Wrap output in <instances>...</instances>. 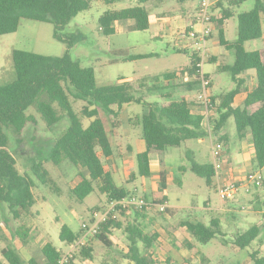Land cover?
<instances>
[{"label": "rangeland", "instance_id": "rangeland-1", "mask_svg": "<svg viewBox=\"0 0 264 264\" xmlns=\"http://www.w3.org/2000/svg\"><path fill=\"white\" fill-rule=\"evenodd\" d=\"M200 1L149 2L146 4L151 15L149 29L145 31L131 30L134 22L129 21L117 24L116 32L105 36L99 27L100 16L107 10H121L134 6L138 0H124L113 5H107L97 0L93 3L91 10L80 13L63 31V37L72 42L71 48L66 43L54 38L52 24L23 19L17 32L0 36V83L5 84L15 77L11 56L14 49L56 57L63 56L69 50L70 56L79 60L82 66L94 67L99 86L114 84L122 77L135 83L141 78L151 79L153 76L190 67L193 53L198 54L200 61L201 58L191 40L183 39L182 34L187 32L188 28H194L193 18L194 16L197 18L196 7ZM214 1L215 6L220 2L225 9L230 8L233 13L224 26L225 38L231 44L238 38L239 15L251 11L255 2L248 0L240 6L229 7L227 0ZM213 14L220 18L222 10L213 11ZM170 23H173V28L169 33L178 42L163 35L166 30L165 26L168 29L167 25ZM262 24L264 28V15ZM216 26L217 24H213L212 35L207 38L208 56L203 70L211 81V95L220 97L236 88V82L231 74L220 68V65L232 66L234 64L235 51L220 45L219 30ZM197 29L200 27L198 26ZM178 49L186 51L178 53ZM245 49L247 51L264 50V37L248 41L245 44ZM134 55H149V57L127 60L128 57ZM245 79L246 84H243V91L252 88L256 81L254 75H246ZM189 81L190 79L188 81L186 79L171 81L169 83L171 89L166 92H170L178 99L181 98L178 93L185 92L186 96L183 97L198 102L197 97L201 93V87L197 85L190 92L185 86V83ZM173 82L176 85H171ZM165 83L161 82L162 85ZM150 84H155V82L152 81ZM155 85L159 86L160 83ZM164 91L149 92L146 94L147 101L149 103L165 101L166 99L160 95V93L166 95L167 93ZM241 98H238L237 103ZM71 101L74 110L81 115L83 123L87 127L92 121L82 115L87 104L73 97ZM113 109L116 111L117 107ZM32 112L35 113L34 110ZM118 112L119 116L116 120L120 124L119 128L116 130L114 127V129L110 127V134L112 148L116 142H123L122 145H119L120 152L117 149L116 153H113V157H106L98 148V154L107 170L110 171L114 167L116 184L127 189L130 192L129 196L143 197L150 201L152 192L158 187L159 177L157 174L149 178L137 175L134 181H129L131 173L138 171L137 155L142 150L139 142L143 140L141 119L147 112V108L144 105L132 103L122 106ZM35 115L37 124L29 125L26 128L21 143H18L11 134H9V139L10 151L16 158L20 172L31 175L35 182L36 203L29 211H22L20 217L15 219L8 207L0 202V264H9L2 255V250L7 246L19 251L24 264H31V261L33 264H47L42 253V248L47 242H51L62 250L64 258L70 252L68 261L70 258H74V264H131L125 258L130 243L125 233V227L134 222L131 211L122 219L124 224L122 229H113L112 235H110L113 241L111 248L105 247L94 236H89L86 239L81 236L80 242L71 245L72 248L60 240L59 235L63 225L66 224L73 231L79 232L82 230L83 223L89 224L95 218L98 219L105 215L111 207V202L117 200L109 201L107 196L99 191L98 183H95L96 191L93 194L83 201L78 200L73 194V189L80 180V173H86V171L75 167L68 161L61 165L45 163V167L55 180V187L43 185L32 175L30 167L37 150H43L44 155L48 156L55 140L68 126V121L65 120L52 130H48L44 120L38 114L35 113ZM205 117L204 127L208 132L206 138L188 141L182 147L168 148L164 153L153 155V160L158 158L159 167L160 162L163 161L165 167L169 168L171 178L167 189L169 210L168 213L161 214L154 206L155 209L149 213L146 212L147 218L138 219V222L145 226L146 233L151 234L157 230L162 234L153 253L158 264H168V259L171 264H253L251 258L253 253L258 252L259 257H264L262 194L256 190L250 194L241 191L235 201L222 204L216 186L217 180L220 179L219 177L224 171L234 170V175L228 179V182L244 180L248 173L258 171L252 164V137L248 133L247 137L240 141L237 137L234 119L230 118L227 121V126L225 124L224 127L226 129L222 130L228 136V141L221 143L223 145L221 161L223 167L218 170V179L213 178L214 180L209 184L205 178L199 177L191 171V160L186 156L188 151H191L192 158L197 163H213L212 145L217 144L216 137L221 133V131L216 133L213 130L214 122L219 118L217 108L213 106L208 116L205 114ZM244 152L249 159L245 161L247 163L238 164ZM230 162L231 164L237 163L231 165ZM262 173L264 174V168ZM257 197L259 200L255 199ZM243 207L247 208V212L242 210ZM114 212L120 213L117 209ZM95 214H98L97 217ZM213 219L220 220L225 238L218 236L207 244L198 242L183 226L184 223L193 221H201L209 225ZM253 225H259L263 230L262 234L246 249H239L234 244L236 236L246 232ZM21 226L30 233V243L25 246L20 243L18 237ZM188 244L198 247L201 254L190 250ZM85 246H91L94 249L92 258L83 260L75 258V254Z\"/></svg>", "mask_w": 264, "mask_h": 264}, {"label": "trees", "instance_id": "trees-1", "mask_svg": "<svg viewBox=\"0 0 264 264\" xmlns=\"http://www.w3.org/2000/svg\"><path fill=\"white\" fill-rule=\"evenodd\" d=\"M95 1L97 0H0V36L17 32L21 21L28 19L52 24L54 38L71 48L72 42L63 37V31L80 13L91 10ZM98 1L113 5L124 0ZM161 1L164 0H138V3L131 7L107 10L98 20L100 30L105 36H110L116 32L117 24L133 21L131 30L145 31L151 24V15L146 4ZM176 1L184 3L193 0ZM246 1L248 0H227L229 7L240 6ZM254 2L251 11L239 15L238 38L231 44L225 38L224 23L233 16V13L230 8L225 9L220 2L213 8V11L222 10L221 18H213L219 30L220 45L235 51L234 64L222 66L221 69L229 72L236 82L234 90L220 97L212 96L213 106L217 108L219 114L213 130L216 133L220 132L227 121L233 118L240 141H243L248 133L251 134L252 164L254 169L261 172L264 168V50L245 49L248 41L261 39L264 35L262 24L264 0ZM190 30L192 28H188V31ZM185 51L178 50V53ZM11 56L15 77L5 84L0 83V202L8 207L15 219L20 217L22 211H29L35 205V182L31 175L20 172L16 158L10 151L9 134L21 143L26 128L37 124L35 113L44 120L48 130H52L65 120L68 121V126L57 137L48 156L44 155L43 150H37L30 167L32 175L43 185L55 187V180L45 167L46 162L61 165L68 161L75 167L85 170L86 173H80V180L73 189V194L80 201L96 191L95 183H98L99 191L106 195L109 201L122 200L129 196L130 192L127 189L116 184L113 175L106 169L98 154L99 148L104 156L113 155L110 127L115 129L119 127L116 118L122 106L137 103L147 108L141 119L145 149L137 155L138 171L131 173L129 181H134L137 175L144 178L153 175L150 161L153 152L162 153L168 148L182 147L188 141L203 139L208 135L204 127L205 116L193 113L198 108L204 111L203 104L185 97L174 99L161 93L165 101L149 103L146 96L149 92H161L170 88L171 81L183 80L187 75L190 79L185 83L188 91L191 92L197 85L199 86L196 65L200 59L196 52L191 55L190 67L185 69L153 76L151 79L141 78L135 83L122 77L114 84L103 86L97 83L94 67L82 66L79 60L70 56L69 50L63 56L56 57L14 49ZM147 57L149 55H134L127 60ZM250 70L256 72V86L245 90V98L240 104H236L245 83L241 75ZM152 81L160 85L150 84ZM162 81L166 83L162 85ZM72 97L87 104L82 111L84 117L92 119L87 127L81 115L74 110ZM115 107L116 111L113 109ZM216 141L227 142L228 137L224 133H219ZM186 156L191 160V171L205 178L210 184L216 176L214 165L197 163L193 160L191 151H188ZM160 163L158 187L152 192L150 199L155 206L168 203L166 192L170 183L169 170L163 161ZM261 174L262 186L254 185L252 191L261 192L264 205V174L262 172ZM255 199L259 200V197ZM131 208L118 206L116 209L120 213H110L101 223L94 238L105 247L111 248L113 241L110 235L113 229H122L124 225L122 219L131 211L134 222L125 227L130 242L125 258L131 264H158L153 253L162 234L157 230L148 234L145 232V226L138 222V219H146L147 213L156 207ZM168 210L165 213H168ZM183 226L201 244H207L218 236L225 238L219 219H213L209 225L193 221L184 223ZM20 230L18 237L20 243L25 246L30 243V233L22 226ZM262 231L261 227L253 225L246 232L238 234L234 244L239 249H246ZM82 234V230L75 232L65 224L59 237L70 247L80 240ZM188 247L200 254V250L195 246L188 244ZM93 252L91 246H85L74 257L81 260L92 258ZM42 253L47 264H61L65 256L62 250L51 242L45 244ZM2 255L9 264H24L19 251L11 246L5 247ZM251 258L253 264H264V257H259L258 252L253 253ZM73 260L74 258H70L67 264H74ZM30 263L33 264L32 261ZM168 264H171L169 259Z\"/></svg>", "mask_w": 264, "mask_h": 264}, {"label": "built area", "instance_id": "built-area-1", "mask_svg": "<svg viewBox=\"0 0 264 264\" xmlns=\"http://www.w3.org/2000/svg\"><path fill=\"white\" fill-rule=\"evenodd\" d=\"M215 5L214 0H201L198 7V15L196 18V25L200 27V29L192 28V30L184 32L182 34L183 39L188 38V40H191L193 43V46L197 48V52L200 54L201 61L197 63V76L196 79L200 82L201 87V93L197 97V101L200 102V104H203L205 107L203 110H195L193 113L195 114H202L205 116V114L208 116L209 111L213 107V100L212 95L210 93L211 91V81L207 75V73L204 72L203 67L207 59V38L212 35V26H213V8ZM185 79L188 81L189 76L187 75ZM206 118V117H205ZM222 149L223 145L221 143L213 144L212 147V154L214 159V167L216 170V173L218 174V170L222 168L221 161H222ZM263 184V176L261 172L257 171L256 173H248L245 176L244 180H231L228 183L219 182L217 183V192L219 195V198L221 200V203L224 204L229 201H235V199L241 194V191H244L247 194H250L252 192V188L254 185L260 187ZM110 209L107 211V213L98 219L95 218L94 221L90 222L89 224L83 223L82 225V238L86 239L89 236H94L100 229V225L103 221L106 220L108 215L116 210L118 206H124V207H131L135 206L137 208H143L150 206H155L153 201H148L143 197L138 196H128L126 198H123L122 200H117L116 202L112 201L110 204ZM160 212H165L169 205L168 203H164L161 205L156 206ZM242 210L244 212H247V208L243 207ZM98 214H95L97 217ZM80 242V241H79ZM71 247V246H70ZM69 247V248H70ZM72 248V247H71ZM70 252H68L69 254ZM68 254L64 258V260L61 261V264H65L68 262ZM66 260V261H65ZM65 261V262H64Z\"/></svg>", "mask_w": 264, "mask_h": 264}, {"label": "crops", "instance_id": "crops-1", "mask_svg": "<svg viewBox=\"0 0 264 264\" xmlns=\"http://www.w3.org/2000/svg\"><path fill=\"white\" fill-rule=\"evenodd\" d=\"M178 2V1H177ZM215 6V5H214ZM198 7H199V5H198ZM198 7H196V9L198 10ZM218 10V9H217ZM221 10V9H220ZM215 12V11H214ZM214 18L215 19H219V18H217V17H215L214 16ZM221 18V17H220ZM229 20V19H228ZM228 20H226L225 21V23H224V26H225V24H226V22L228 21ZM214 23V25L215 24H217L216 22H213ZM172 24L173 23H170V24H168L167 26H168V29L166 28V26H165V33L163 34V35H165L166 37H170V38H172L174 41H177V40H175V38L174 37H172L171 36V34L169 33V32H171L172 30H171V28H173V26H172ZM193 24H195V28L197 29L198 28V25H196V16H194V18H193ZM217 27V26H216ZM264 29V28H263ZM224 30H225V28H224ZM168 31V32H167ZM167 32V33H166ZM263 37H264V35H263ZM262 37V38H263ZM261 38V39H262ZM178 42V41H177ZM178 50H183V49H178ZM178 50H177V52H178ZM221 67L223 66V65H220ZM219 66V67H220ZM220 67V68H221ZM254 70H250V71H248L247 73H245L244 75H241V78H244L245 79V76L247 75V76H253L254 75V77H255V79H256V72H253ZM172 72H174V71H172ZM166 73H170V72H166ZM164 74V73H163ZM126 80H128L127 78H126ZM164 82V81H163ZM256 83H257V81H255V85L252 87V88H254L255 86H256ZM245 84H246V79H245ZM164 85V84H163ZM171 85H176V83L175 82H173V84H171ZM170 86V85H169ZM252 88H249L248 90H250V89H252ZM171 89V87L170 88H168V89H165V93H167L166 95H170L172 98H174V99H178V98H176V97H174L170 92H166L167 90H170ZM183 94H180V93H178V96H181V98L183 97V96H186V93L185 92H182ZM165 95V94H164ZM245 95H246V91H245V89H244V91L242 92V94H240V96H238V98H240V97H242L241 98V100H240V102L239 103H237V100H238V98L236 99V104H240L241 103V101L245 98ZM226 126H227V124H226ZM225 127V126H224ZM223 127V128H224ZM119 128V127H118ZM118 128H116V130H118ZM222 128V130H225L226 128H224L223 129ZM221 130V134L222 133H224L226 136H227V134L225 133V132H223ZM228 137V136H227ZM213 141V140H212ZM115 144V143H114ZM123 144V142L122 143H118V142H116V145H114V147H113V153L115 152L116 153V150L117 149H119V152H120V147H119V145H122ZM139 144H140V147L142 148V150L140 151V152H142V151H144V149H145V142H144V140H141L140 142H139ZM253 145V144H252ZM117 146V147H116ZM119 147V148H118ZM212 147H213V145H212ZM116 148V149H115ZM128 149L130 150V147L128 146ZM139 152V153H140ZM138 153V154H139ZM156 152H153L152 154H151V156H150V161H151V169H152V174L154 175V174H157L158 175V173H159V171H160V167H159V164H158V158L156 159V160H153V155L155 154ZM162 153H164V152H162ZM163 155V154H162ZM241 155V154H240ZM114 155H112L111 157H113ZM212 156H213V154H212ZM159 158H161V157H159ZM252 158H253V152H252ZM162 159V158H161ZM249 159V158H248ZM248 159H247V154H246V152H244L243 153V155H241V158H240V160L238 161V164H243V162H245V161H248ZM213 163H214V159H213ZM212 163V164H213ZM237 163V162H236ZM236 163H232L231 164V162H230V164L231 165H235ZM245 163H247V162H245ZM117 164L115 163V166H116ZM230 165V166H231ZM222 167H223V165H222ZM168 168V167H167ZM168 170H169V168H168ZM109 171V170H108ZM110 172H111V174L113 175V178H114V180H115V169H114V167L113 168H111V170H110ZM261 172H262V170H261ZM152 175V176H153ZM217 173H216V176L214 177V179L215 178H217ZM233 175H234V170H230L229 172H226V171H224L223 173H222V176H220L219 178L220 179H218L219 180V182H224V183H226V182H228V179L230 178V177H233ZM144 178V177H143ZM169 178H170V175H169ZM213 179V180H214ZM170 180H171V178H170ZM212 180V181H213ZM218 180H217V183H218ZM116 182V181H115ZM217 186V185H216ZM157 190V188H155L154 189V191H156ZM166 194H167V192H166ZM223 207V206H222ZM257 226H259V225H257ZM260 227V226H259ZM196 248V247H195ZM197 249H199L198 247H197ZM200 250V249H199ZM243 250V249H242ZM201 251V250H200ZM200 254H201V252H200Z\"/></svg>", "mask_w": 264, "mask_h": 264}]
</instances>
